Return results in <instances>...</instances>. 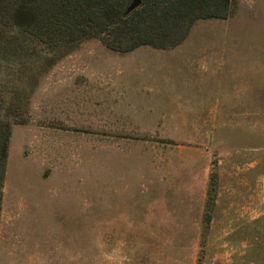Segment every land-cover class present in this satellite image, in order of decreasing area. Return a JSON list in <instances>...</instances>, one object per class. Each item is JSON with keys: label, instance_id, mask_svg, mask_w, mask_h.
I'll return each instance as SVG.
<instances>
[{"label": "rangeland", "instance_id": "obj_1", "mask_svg": "<svg viewBox=\"0 0 264 264\" xmlns=\"http://www.w3.org/2000/svg\"><path fill=\"white\" fill-rule=\"evenodd\" d=\"M9 40L0 264H264V0L166 49Z\"/></svg>", "mask_w": 264, "mask_h": 264}, {"label": "trees", "instance_id": "obj_2", "mask_svg": "<svg viewBox=\"0 0 264 264\" xmlns=\"http://www.w3.org/2000/svg\"><path fill=\"white\" fill-rule=\"evenodd\" d=\"M0 0V54L9 38L27 35V49L57 52L84 38H99L110 50L176 45L199 18H225L230 0ZM63 47V48H62ZM62 48V49H61ZM68 48V47H67ZM11 121L0 116V213Z\"/></svg>", "mask_w": 264, "mask_h": 264}, {"label": "water", "instance_id": "obj_3", "mask_svg": "<svg viewBox=\"0 0 264 264\" xmlns=\"http://www.w3.org/2000/svg\"><path fill=\"white\" fill-rule=\"evenodd\" d=\"M140 5V0H133L126 9V13L131 12L133 9Z\"/></svg>", "mask_w": 264, "mask_h": 264}]
</instances>
